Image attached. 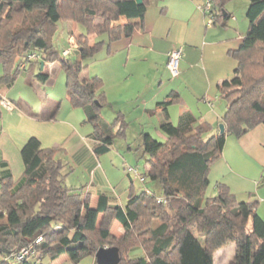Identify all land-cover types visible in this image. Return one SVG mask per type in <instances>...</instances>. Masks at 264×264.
<instances>
[{
  "label": "trees",
  "instance_id": "obj_1",
  "mask_svg": "<svg viewBox=\"0 0 264 264\" xmlns=\"http://www.w3.org/2000/svg\"><path fill=\"white\" fill-rule=\"evenodd\" d=\"M151 1L0 0V85L12 84L28 64L36 65L35 78L45 82V64L57 60L65 76L67 100L83 110L84 122L92 127L94 154H106L114 136L123 135L122 129L113 132L115 123L108 124L100 115L108 104L102 78L83 77L82 61L69 53L62 55L64 49L59 53L54 39L57 24H78V51L92 55L105 43L130 37L138 27L130 20L141 21ZM208 1L205 16L211 24L224 25L231 17L224 10L229 0ZM245 17L249 22L245 35L236 49L228 50L238 77L217 86L225 102L224 132H213L188 111L173 125L168 107L179 100V94L167 93L148 110L158 114L164 142L141 133L135 149L148 158V168L140 174L153 187L135 192L131 186L123 207L110 204L104 193L91 207L88 193L64 183L65 165L56 147H42L36 136L19 150L23 171L16 180L6 162H0V264H42L44 258L55 260L63 254L77 264L86 256L94 257L101 247H116L118 264H213L214 253L231 243L237 252L228 264H264V220L257 214V201L237 200L220 182L214 195H205L209 167L220 157L225 136L239 138L264 125V0H248ZM120 18L127 22L119 23ZM91 34L98 39L89 46L86 37ZM29 53L39 58L28 61ZM58 108L59 104H51L43 118L54 119ZM154 221L158 225L152 226ZM113 222L122 233L111 230ZM29 247L17 260L15 255Z\"/></svg>",
  "mask_w": 264,
  "mask_h": 264
},
{
  "label": "rangeland",
  "instance_id": "obj_2",
  "mask_svg": "<svg viewBox=\"0 0 264 264\" xmlns=\"http://www.w3.org/2000/svg\"><path fill=\"white\" fill-rule=\"evenodd\" d=\"M248 5V0H229L224 6V10L231 14L223 21L224 25L220 22L215 24L217 32L222 33L224 38L229 41L238 40L243 37L247 31L249 22L245 17V11ZM69 23V22H68ZM76 24V23H75ZM75 30L70 32L67 23L59 22L57 24V31L55 34V44L59 53L63 50H68L70 57L76 58L79 53L78 44L76 41L79 35L77 29L81 32V27L76 24ZM77 28V29H76ZM86 40L89 46H92L97 41L95 34L88 35ZM239 45V44H238ZM238 47V46H237ZM157 49V48H155ZM62 51V52H63ZM67 54V53H66ZM83 54V53H82ZM108 47L105 43L97 52L92 55H87L82 60L85 70L82 72L83 77L97 76V73L102 72L104 69L109 68L107 59ZM156 56L149 55L147 61H137L131 59L126 64L124 59L115 54L113 57L117 61L116 71H119V82L111 80L110 77L103 79V90L107 91V103L100 111V115L105 122L115 123L113 132L122 129L123 135H115L110 150L96 158L97 172L104 180L105 188L110 191L120 193L121 203H124L126 195L133 187L135 192L141 189H152L153 183L148 179L145 182H140L138 178L128 176L126 168L131 166L138 170L139 173L144 174L147 169V156L142 155L140 150H135L139 144L140 134L146 133L151 135L157 141L164 142V135L158 130V118L155 114L148 112L150 109L151 101L147 99L152 93L161 92L170 82L171 78L166 69L157 66L155 62ZM106 58V59H104ZM59 63L57 60L54 62L46 63L45 69L49 68L51 64ZM54 79L49 84H43L35 78L37 73L36 65L28 64L25 71L17 74L9 85L7 98L11 99L12 109L8 110L0 106V150L6 153L10 162V169L12 179L16 180L23 171V165L19 155V149L14 150L11 145L4 144V140L8 139L13 145H22L30 136L29 133L33 132L38 135L42 147H56V154L63 160L65 174L64 183L68 186L81 188L91 183V174L87 171L88 162L81 164L74 162L73 154L81 145L87 149L93 145V140L90 138L89 133L92 132L90 124L84 122L85 115L81 108L73 107L66 98L65 89V76L61 69H56ZM134 71L130 75L129 71ZM115 71V72H116ZM3 73L2 65L0 64V75ZM117 84L121 85L122 93L117 102H112L109 98L116 95ZM118 86V85H117ZM137 91L139 92L138 94ZM45 94L41 97L40 93ZM16 102V104L13 103ZM29 108L30 111L45 115L47 107L51 104H59L58 112L54 119L51 120H38L28 119L16 105H23ZM174 124H177L176 118L177 105L169 109ZM120 114L118 121L115 118ZM28 120V121H27ZM158 131V132H157ZM160 135H159V134ZM6 143V142H5ZM22 143V144H21ZM130 147V148H129ZM91 152V150L89 149ZM125 188V189H124ZM127 188V189H126ZM155 194L161 196V192L155 189ZM158 221H154L152 226H155ZM118 225L113 222L111 230L115 234H120ZM236 245L231 243L225 247L224 258L234 259L236 255ZM215 261V264H221ZM42 264H73L67 255H60L55 260L44 258ZM77 264H96L94 257L86 256Z\"/></svg>",
  "mask_w": 264,
  "mask_h": 264
},
{
  "label": "crops",
  "instance_id": "obj_3",
  "mask_svg": "<svg viewBox=\"0 0 264 264\" xmlns=\"http://www.w3.org/2000/svg\"><path fill=\"white\" fill-rule=\"evenodd\" d=\"M202 2V0H152L141 21L138 19L130 20L138 24L131 36L121 38L107 46L106 58L109 59V68L97 73V75L105 80L107 76L110 77V74L113 73L110 77L111 80L116 83L119 82L120 74L119 71H116L117 61L115 62L114 58H109L115 54L125 58L126 64L131 59L143 62L149 59V55L156 56L155 59L158 60L155 62L156 67L160 65L161 68L163 66L165 69L168 51L172 48L181 47L182 57L179 63V75L172 80L170 79L168 85L161 92L158 91L149 96L147 100L151 101L150 108H153L156 102L161 101L167 93L175 91L179 94V100L168 107L169 121L174 124L172 117L174 115H171L169 109L177 105L175 115L177 119L183 112L188 111L195 115L199 122L209 124L214 132L218 130V125L221 123V117L225 111V102L219 96L217 86L237 79L236 61L229 56L228 50L236 49L242 37L240 36L238 40L231 42L229 38L226 39L222 33L217 32L214 27L215 24L209 23V19L198 7ZM232 18L234 17L231 16ZM118 22L125 23L127 20L120 18ZM65 23H67L70 32H73L77 26L74 22ZM77 31L80 33L78 29ZM86 56V54L79 52L76 59L82 61ZM56 69L58 71L61 69L59 63L51 64L49 68H46L44 71L48 78L41 83H51ZM129 73L133 75L135 72L130 70ZM117 85L115 86L117 88L116 95L109 98L112 102H117L116 100L120 98L122 93L123 88L121 85ZM8 88L9 85H0V99L4 98L12 103L11 99L7 98ZM104 92L107 94L106 90ZM138 93L137 91L136 94ZM40 95L41 97L45 96L42 92ZM16 107L28 119L46 120L43 115L30 111L24 103L21 107L20 105H16ZM155 116L159 121L158 114L155 113ZM29 134V136L38 138V135L33 132ZM90 134L89 136H91ZM1 135L2 133H0ZM90 138L94 143L95 140ZM7 143L14 150L17 148L20 150L24 144L14 146L9 139L4 140V144L7 145ZM92 147L93 145H90V152L84 145H81L73 154L75 163L88 162L87 171L91 174L92 181L85 186L83 192L88 193L89 205L91 207L96 206L98 196L104 193L108 196L110 204L123 207L127 195L124 203H121L118 191L113 192L105 188L104 180L96 169V158L98 157L94 154ZM2 161L6 162L11 171L6 153L0 150V162ZM263 177L264 125L259 124L239 138L232 135L225 136L220 157L209 167L208 186L205 195L207 197L214 195L216 193L215 185L218 182L223 183L237 200L250 201L255 199L257 201V214L264 220V183L261 182ZM118 228L122 233V228L120 226ZM235 252H237V248ZM224 253L225 248L217 250L213 255V264L215 261L219 263L222 260L221 264H228L233 260H225Z\"/></svg>",
  "mask_w": 264,
  "mask_h": 264
},
{
  "label": "built area",
  "instance_id": "obj_4",
  "mask_svg": "<svg viewBox=\"0 0 264 264\" xmlns=\"http://www.w3.org/2000/svg\"><path fill=\"white\" fill-rule=\"evenodd\" d=\"M203 13L204 12H208L209 8H210V3L208 0H206L204 3L200 4L198 6ZM209 23H210V19H209ZM69 53L68 50H65L62 52V55H67ZM182 56V48L181 47H176V48H172L171 50L168 51L167 53V58H166V62H165V69L166 71L169 73L171 78H175L179 75V62ZM28 61H33V60H37L39 57L36 53H29L26 56ZM25 67L24 64H22L20 66L21 69H23ZM0 106L5 107L8 110L12 109V104L5 100L4 98L0 99ZM126 171L129 175L133 176V178H138L140 182H144V177L138 172L137 169L128 166L126 168ZM161 199H158V202ZM41 238H37V242L40 241ZM30 250L29 248H23L21 249L16 255V259L17 260H21Z\"/></svg>",
  "mask_w": 264,
  "mask_h": 264
},
{
  "label": "water",
  "instance_id": "obj_5",
  "mask_svg": "<svg viewBox=\"0 0 264 264\" xmlns=\"http://www.w3.org/2000/svg\"><path fill=\"white\" fill-rule=\"evenodd\" d=\"M137 4H141L142 0H135ZM43 68V64H40V69ZM219 133L224 132V125L220 123L218 125ZM96 264H118L120 256L116 247H101L98 248L94 254Z\"/></svg>",
  "mask_w": 264,
  "mask_h": 264
}]
</instances>
